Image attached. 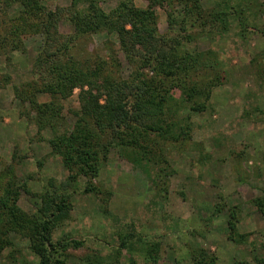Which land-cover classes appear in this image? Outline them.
<instances>
[{
	"label": "rangeland",
	"instance_id": "rangeland-1",
	"mask_svg": "<svg viewBox=\"0 0 264 264\" xmlns=\"http://www.w3.org/2000/svg\"><path fill=\"white\" fill-rule=\"evenodd\" d=\"M70 1L45 4L68 7ZM120 1L101 0L100 7L107 12ZM133 4L149 6L145 0ZM200 5L204 27L198 22L189 31L190 41L180 37L189 53L209 59L212 66L199 73L205 82L192 98L205 108L182 113L189 118L190 138L156 145L167 157L158 178V167L141 171L111 150L97 178L78 179L67 193V217L53 233L54 239L70 236L82 243L65 253L64 264L264 263V0H200ZM150 7L159 32L166 34L170 10L165 4ZM180 10H175L177 19ZM218 11L228 14L225 22L210 17ZM58 31L67 36L73 28L62 21ZM89 37L82 52L87 50L93 61L115 59L117 76L127 80L132 72L127 53L136 50L126 52L116 34ZM23 42L24 53L0 55V189L13 181L19 187L18 208L32 215L42 205L46 185L65 181L69 173L49 155L50 131L38 134L28 103L16 100L15 88L27 79L41 37L28 34ZM214 78L220 84L203 94L206 81ZM79 92L75 88L63 102L64 128L75 121L71 111L78 107ZM172 94L178 99L181 92ZM37 99L49 98L41 94ZM89 183L110 196L84 193ZM229 222L235 223L233 233ZM7 238L13 246L1 252L0 264H37L26 239L13 232Z\"/></svg>",
	"mask_w": 264,
	"mask_h": 264
},
{
	"label": "trees",
	"instance_id": "trees-1",
	"mask_svg": "<svg viewBox=\"0 0 264 264\" xmlns=\"http://www.w3.org/2000/svg\"><path fill=\"white\" fill-rule=\"evenodd\" d=\"M145 1L149 2L147 9L135 7L133 0H124L105 12L101 0H71L68 7L54 8L45 0H0V55L24 53L25 35L41 37V47L27 79L15 88V97L21 105L28 103L38 134L50 131L49 155L58 157L69 173L65 181L46 185L40 195L42 205L32 215L18 208L19 187L13 181L0 189V254L13 246L7 238L13 232L27 240V249L37 264H64L65 253L82 243L70 236L54 239L53 233L67 217V193L77 180L97 178L111 150L141 171L148 173L158 167V178L164 172L160 165L167 163V157L159 154L156 145L190 138L189 118L182 117V113H198L205 108L192 98L199 91L196 87L205 82L199 73L212 70V66L209 59L189 53L180 37L187 38L183 42L190 41L189 31L198 22L204 27L200 0ZM162 4L170 10L166 13V34L159 32L150 7ZM180 6L181 18L177 19L175 10ZM227 16L218 11L210 17L223 23ZM62 21L73 28L71 35L59 34ZM103 32L116 34L126 52L136 50L126 56L132 67L127 80L117 76L115 59L110 62L96 57L93 61L90 53L86 55L87 50L82 52V42ZM9 80L5 75L4 81ZM205 84L203 94L218 86L220 80L210 79ZM75 88L80 91L78 107L71 111L75 121L64 128L63 102ZM173 90H180L182 96L176 99ZM41 94L47 95L48 101L39 103L37 96ZM152 183L155 185V180ZM84 193L101 194L103 199L110 196V192L97 190L90 183ZM234 224L228 223L232 233ZM125 247L127 243L123 242L122 249Z\"/></svg>",
	"mask_w": 264,
	"mask_h": 264
}]
</instances>
